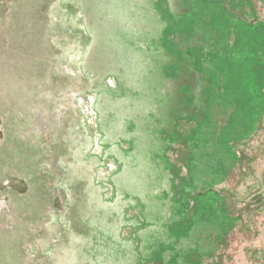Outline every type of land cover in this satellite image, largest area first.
Masks as SVG:
<instances>
[{"label":"rangeland","instance_id":"rangeland-1","mask_svg":"<svg viewBox=\"0 0 264 264\" xmlns=\"http://www.w3.org/2000/svg\"><path fill=\"white\" fill-rule=\"evenodd\" d=\"M252 5L0 0V264H198L189 248L219 264L223 237L189 226L187 200L223 221L209 147L262 126L264 36L224 13Z\"/></svg>","mask_w":264,"mask_h":264},{"label":"flooded vegetation","instance_id":"flooded-vegetation-1","mask_svg":"<svg viewBox=\"0 0 264 264\" xmlns=\"http://www.w3.org/2000/svg\"><path fill=\"white\" fill-rule=\"evenodd\" d=\"M230 13L244 22L243 25H240L241 28L254 30L257 35L264 36V0H253L251 11L245 13L244 18L237 16L235 11H230ZM263 38L260 42L257 39L255 41L264 44ZM256 52L261 61L260 75L264 78V46L263 48L259 46ZM258 81L259 79L256 82ZM259 83L263 93V103L264 79H261ZM238 102L240 105H237V108L243 115L244 112L251 113L254 109L255 112L258 110L254 106V99L243 96L241 99L239 98ZM220 106L218 110L224 112L219 115L218 123L223 128L231 118V116H227V113L231 112L234 107L230 103L220 104ZM260 116L262 126L259 129L256 128L257 125H253L251 118L250 123L242 118L238 120L237 126L233 130L234 134L231 135L227 131L225 135L220 131L221 137L214 143L215 146L212 144L213 140L210 143L212 145H208L210 151L207 159H211L212 166L204 171V176L219 181L220 189L211 187L207 189V193L214 197L213 205L223 221L217 222L215 221L217 219L214 220L212 216L200 214L198 211H200L201 202L198 204L196 201H190V198L187 200V223L190 224L189 226H196L197 230H206L210 240H213L212 238L217 233L223 237L222 244L218 245L222 249L217 260L219 264H264V106L260 109ZM209 127L210 139L217 137L216 128ZM247 127L249 128L247 129ZM190 165H192L191 162H189V167ZM195 170L197 169L192 166L191 177L179 183L178 191L185 183L187 186L197 184L196 180L200 177L198 176L200 170L198 169L197 173L194 172ZM179 195L182 198L184 193ZM180 200L182 202V199ZM213 214L216 213L213 211ZM183 226L182 230L185 229ZM196 249L189 248L185 251L187 253L183 254L181 251H177V256L182 258L181 255H184L187 262V256L196 254L198 264L207 260L203 257L205 255Z\"/></svg>","mask_w":264,"mask_h":264},{"label":"trees","instance_id":"trees-1","mask_svg":"<svg viewBox=\"0 0 264 264\" xmlns=\"http://www.w3.org/2000/svg\"><path fill=\"white\" fill-rule=\"evenodd\" d=\"M224 13L225 14H228L229 16H233L231 13H230V11H228V10H224ZM227 16V15H226ZM228 17V16H227ZM234 17V16H233ZM229 18V17H228ZM235 18V17H234Z\"/></svg>","mask_w":264,"mask_h":264}]
</instances>
